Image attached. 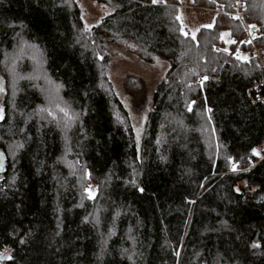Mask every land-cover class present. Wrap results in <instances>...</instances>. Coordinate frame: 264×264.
<instances>
[{
    "label": "trees",
    "instance_id": "16d2710c",
    "mask_svg": "<svg viewBox=\"0 0 264 264\" xmlns=\"http://www.w3.org/2000/svg\"><path fill=\"white\" fill-rule=\"evenodd\" d=\"M92 1L108 12L87 28L75 0H0V264H264V73L235 0ZM244 12L264 48V0ZM124 54L167 66L137 125L110 76ZM57 104L66 130L37 115Z\"/></svg>",
    "mask_w": 264,
    "mask_h": 264
},
{
    "label": "rangeland",
    "instance_id": "374dc122",
    "mask_svg": "<svg viewBox=\"0 0 264 264\" xmlns=\"http://www.w3.org/2000/svg\"><path fill=\"white\" fill-rule=\"evenodd\" d=\"M75 1L81 10L82 18L87 28H91L96 22L105 17L108 12L105 7L94 3L92 0ZM189 14L191 13L186 12L181 14V23H187L189 30L194 27L192 25L197 16L201 19L200 23L204 26H209L211 23L204 13H198L196 16H194V14ZM252 27L255 26L252 25ZM194 30L195 29L191 31V34L194 33ZM166 68L167 66L164 63H157L154 66H148L140 62L137 58L125 54L117 57L111 65L110 76L112 83L123 102L129 108L134 125L138 124L142 116L140 111L142 103L147 100L150 90L155 83L162 78ZM2 96L3 92L0 93L1 101ZM257 200L258 199L252 195H246V201L256 202ZM0 257H2L1 261L6 260L8 258V251L3 252Z\"/></svg>",
    "mask_w": 264,
    "mask_h": 264
},
{
    "label": "built area",
    "instance_id": "2783aa9c",
    "mask_svg": "<svg viewBox=\"0 0 264 264\" xmlns=\"http://www.w3.org/2000/svg\"><path fill=\"white\" fill-rule=\"evenodd\" d=\"M244 1L236 0L228 12H222L230 19H236L241 22L244 30V41L248 44L250 50L251 61L259 67L264 73V48L260 45L262 41V32L256 27H252L248 23L247 14L244 12ZM264 86V80L254 83L252 89L261 91ZM263 97H258L257 100H263Z\"/></svg>",
    "mask_w": 264,
    "mask_h": 264
},
{
    "label": "snow or ice",
    "instance_id": "6c2138e0",
    "mask_svg": "<svg viewBox=\"0 0 264 264\" xmlns=\"http://www.w3.org/2000/svg\"><path fill=\"white\" fill-rule=\"evenodd\" d=\"M156 2H157V0H152V3H156ZM23 51H24V44L22 42L21 46H20V54H23ZM214 51H218V50L214 49ZM97 58L99 59L101 57L98 56ZM154 59H155V57H154ZM13 63H15V59L13 60ZM206 79H207L206 76L203 77L201 82H203V80H206ZM49 83H51V82L49 81ZM3 84H4V81L2 79H0V93H2L4 91ZM59 87H60L59 85H53V88L56 91H58ZM49 102L51 103V99H50ZM56 111L62 114V116L59 119L57 118L55 113L48 107H44V108L38 109L37 110V115H39L40 113H47V116L51 117L53 120L57 121V124H60L62 122V126H63V128L65 130L70 128L72 123H73V121L78 119L77 113L71 112V110L66 105L65 106H61V105L57 104L56 105ZM206 111H211V110L210 109H206ZM0 119H3V109L2 108H0ZM19 147H22V145L15 144V145H10L9 146L10 150L13 149V148H19ZM253 153L255 154V149H253ZM0 155H2V154H0ZM11 155L14 156L15 155V151H11ZM69 166L71 167V165H69ZM85 175H87L86 170H85ZM132 183L134 184L135 180H133ZM138 190L139 191H143V189H138ZM84 191H85V193H87L89 199H91L93 197V195H94V191L93 190H90L89 188H85ZM21 242H23V241H21ZM252 246L253 247H258V245H256V244H253ZM126 251L127 250H125V252ZM128 259L131 261L133 259L132 255H129Z\"/></svg>",
    "mask_w": 264,
    "mask_h": 264
},
{
    "label": "water",
    "instance_id": "95a60500",
    "mask_svg": "<svg viewBox=\"0 0 264 264\" xmlns=\"http://www.w3.org/2000/svg\"><path fill=\"white\" fill-rule=\"evenodd\" d=\"M0 108L3 109V116H4V107H3V103L0 100ZM2 121V119H0V122ZM1 154V153H0ZM3 168V156L0 155V170ZM0 259H2V257H0Z\"/></svg>",
    "mask_w": 264,
    "mask_h": 264
}]
</instances>
